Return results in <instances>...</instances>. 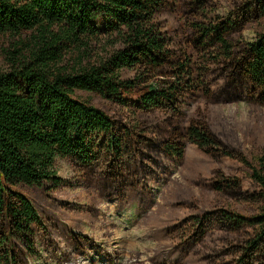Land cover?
<instances>
[{
	"label": "trees",
	"instance_id": "trees-1",
	"mask_svg": "<svg viewBox=\"0 0 264 264\" xmlns=\"http://www.w3.org/2000/svg\"><path fill=\"white\" fill-rule=\"evenodd\" d=\"M173 15L189 50L175 47ZM0 53V264L38 256L55 223L20 190L62 188L58 159L114 197L192 145L243 171L216 178L214 211L193 218L191 234L214 246L205 264H264V147L249 160L204 109L183 110L211 94L214 70L226 100L264 102V0H0Z\"/></svg>",
	"mask_w": 264,
	"mask_h": 264
},
{
	"label": "rangeland",
	"instance_id": "rangeland-1",
	"mask_svg": "<svg viewBox=\"0 0 264 264\" xmlns=\"http://www.w3.org/2000/svg\"><path fill=\"white\" fill-rule=\"evenodd\" d=\"M219 7L220 14L227 12V3L221 2ZM164 17L175 47L189 50L178 31L179 15ZM243 36L252 40L253 30L246 28ZM4 67L0 53V69ZM210 72L211 94L197 93L190 107H184V115L204 109L211 127L252 160L264 147V102L248 95L226 100L219 93L222 80L216 81L219 71ZM95 102L108 110L105 102L97 98ZM161 159L155 173L149 172L133 186L127 184L129 178L114 197L107 192L108 183L94 176L85 180L66 160L58 159L57 175L65 180L62 188L48 198L38 188L20 190L44 220L55 223L38 233V256L28 264H205L202 256L214 246L191 234L193 218L214 211L219 202L212 192L216 178H240L243 171L231 160L216 163L194 145L180 158ZM189 200L197 202V210L188 207L185 202ZM239 212L244 214L243 209Z\"/></svg>",
	"mask_w": 264,
	"mask_h": 264
}]
</instances>
